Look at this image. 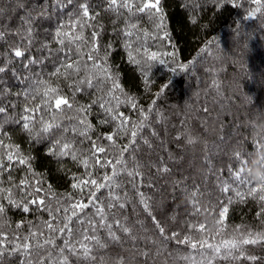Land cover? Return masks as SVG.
<instances>
[{"label":"trees","instance_id":"16d2710c","mask_svg":"<svg viewBox=\"0 0 264 264\" xmlns=\"http://www.w3.org/2000/svg\"><path fill=\"white\" fill-rule=\"evenodd\" d=\"M23 2L35 18L34 31L25 55L14 57L13 49L24 50L28 44V34L16 19L24 10L14 7L16 0H0L4 9L0 31L19 29L18 35L0 39V67L7 65L13 73L11 79L0 74L4 77L0 88L7 89L0 92V107H6L0 113V128L8 134L5 137L0 132V139L19 145L20 153L31 157V167L14 162L12 170L0 176L3 187L12 186L7 182L9 175L12 183L26 178L31 186L44 189L45 205L54 215L63 216L62 209L69 203L64 197L69 194L76 200L83 195V203H88V189L81 193L73 183L86 178L88 171L97 178L112 172L111 167L101 169L98 165L85 169L70 156L50 154L60 129L40 131L39 117L45 122H50V117L38 95H23L39 74L53 88L71 96V79L63 74L49 75L64 55L61 47L65 51L72 48L73 59L79 47L80 58L91 64L89 48L82 41L98 32L93 55L103 56L108 51L107 62L118 74L124 92L143 109L141 114L121 106L119 111L128 117L126 126L131 129L135 122L142 127L137 128L134 141L130 132L114 136L115 146L110 149L115 156L127 144L123 159L128 161V171L138 173L132 177L125 172L118 174L116 179L122 186L115 192L120 199L112 201L111 209L105 207L107 222L113 223L119 240L113 241L106 229L97 225L100 240L107 247L85 241L91 252L87 257L82 249L75 256L66 252L70 264H117L118 260L122 264H264V0H160L163 27L145 13L132 15L126 8L113 11L110 0ZM129 2L136 5L142 0ZM81 5H87L89 17H83ZM84 21L87 23L82 27ZM126 21L137 24L131 37L124 34ZM61 25L63 46L58 43L60 38L53 39ZM77 34H82V40L73 39ZM126 42L130 46L126 47ZM42 44L47 48L42 49ZM145 49L156 52L157 60L149 61ZM29 57L43 62L29 64ZM12 84L15 87L7 88ZM75 98L81 105L91 99L85 93H77ZM37 105L30 136L22 128L23 121H17L26 107ZM104 118L102 110L93 106L88 116L93 126L89 135L95 138L116 131L114 123H100ZM58 122L61 128L74 123L67 118ZM65 135L75 136L71 131ZM81 139L75 136L77 146L88 149L90 142L81 145ZM99 155L103 158L108 153ZM12 194L16 199L25 195L18 188ZM97 196L105 205L111 199L107 189H101ZM0 203L8 209L6 217L0 216V264H39L40 260L48 264V245L28 253L13 249L30 231L45 239L49 230L44 222L51 219L55 227L58 221L47 211H35V205L25 213L8 205L2 195ZM57 208L61 212L56 213ZM76 211L82 216L94 209ZM114 217L129 231L117 226ZM78 218H72L73 226ZM87 230L92 235L91 228ZM185 238L187 242L181 243ZM56 244H62V239Z\"/></svg>","mask_w":264,"mask_h":264},{"label":"snow or ice","instance_id":"6c2138e0","mask_svg":"<svg viewBox=\"0 0 264 264\" xmlns=\"http://www.w3.org/2000/svg\"><path fill=\"white\" fill-rule=\"evenodd\" d=\"M70 3L71 0H68ZM256 3H259L260 0H255ZM15 8L23 9V14L16 17L20 22V27L24 28L28 34V44L25 45L24 50H21L20 47L13 49L14 57H23L25 52L28 49V46L31 45L32 39L31 35L34 29L32 24L34 23V17L31 15V11L25 8L23 0H16L14 5ZM83 9V17H89V10L87 5H81ZM109 7L113 11H117L120 8H126L132 15H138L140 13H145L152 19V22L158 27H163L164 14L163 9L160 7V0H155L153 3L152 0H142L139 4L133 5L129 0H121L120 3L117 0H110ZM133 9H135L133 11ZM154 10V11H153ZM4 14V9L0 8V15ZM130 19V17H129ZM87 23L84 21L82 27ZM127 24V21H126ZM74 26V25H73ZM64 28V25H61L57 29L53 39L60 38L62 36L61 29ZM137 28L136 23L127 24V28L124 32L126 36H133L134 33L131 29ZM19 29H9L6 31H0V39H4L6 35H18ZM67 37V33H63ZM98 36V32L93 31L91 37L88 41L82 43L85 46H88L89 51L87 53L88 60L92 61L91 64L84 62L79 55V47L77 48V57L73 59L72 48H68L65 51L64 47H61L59 51L64 53L63 57L60 59L59 66L54 69L49 75L63 74L69 79H71V96L66 95L58 87L53 88L50 83L42 78L37 77L32 81L31 86L23 93L24 96H35L40 97V103L43 105L46 114L50 117V122H45L44 117L41 116L38 119L40 124V131L44 133L52 132L53 128L60 129L59 136L55 139L53 145L50 147V154H54L57 157L70 156L72 160L77 161L84 166L85 169H90L94 166H99L101 169L111 167L112 172H105L102 176L98 175L93 177L91 171L86 173V178L80 179L78 183H73L72 187L74 189L80 188L81 193L84 192V189L87 188L86 198L88 203H83L85 196H81L79 200H76L71 194L64 197L69 203L65 205L62 209L63 216H55L53 209L45 205V195L44 189L42 187H33L29 184L26 178L21 179L18 183H12V177L9 175L7 177V182L11 184V187H3L0 184V195L3 196V199L7 202L8 205L20 208L23 212L27 213L30 210V205H35V211H47L50 218H55L58 223L54 227L51 219L45 221L44 224L49 230V235L40 240L37 238V232L30 231L28 236H24L23 240L14 246L15 251H21L28 253L30 249H42L45 245L50 247V250L47 252L48 264H70L69 255H77L80 249L83 250V255L88 256L91 252V247L85 241L94 242L95 245L100 248H105L107 245L102 243L100 236L98 234L99 229H106L107 235L113 240L118 241L119 237L113 232V223H109L108 215L105 212V207L111 209L114 205L113 200H119V195L115 192V189L122 186V182H118L116 177L120 172H125L127 176L132 177L138 175L133 171H128V161L123 159V153L127 150L128 145L123 146V150L119 151L115 156L110 150L115 145L113 144L114 136H123L127 135L130 132L131 138L134 141L137 135V128L142 127V124L138 125L133 122V127L129 129L127 125L128 117L119 111L122 105L130 106L132 109H137L141 114H143V109L137 108V103L135 98L128 95L124 92V89L119 83L118 74L114 73L107 62V57L109 55L108 51H105L103 56L99 53L93 55V49H95V40ZM73 39L82 40V34H77ZM69 44L72 43V40L68 41ZM58 43L63 46L65 45V39H58ZM126 47L130 46L128 42L125 44ZM41 48H47L46 44H42ZM145 55L149 61L157 60V53L151 52L148 53L145 49ZM129 57H132V53L129 52ZM42 60L34 59L32 57L28 58L29 64H38L42 63ZM134 63H140L139 60L133 59ZM164 61H160L163 63ZM151 65H148L150 67ZM63 70V72H62ZM83 71L84 75H80ZM0 74H5L9 79L12 78L13 73L7 70V65L0 67ZM147 73H145V76ZM19 78V77H17ZM4 77L0 76V82H3ZM95 81V83H94ZM15 87L14 84L8 85L7 88ZM6 88H0V92L6 91ZM91 90V91H90ZM77 93H85L91 97L90 102L86 105H81L76 101ZM63 106V107H62ZM93 106H98L100 110L104 113V119L100 123H114L116 129L115 132L107 135H98L95 138L89 135L90 131L93 130V126L88 121V116L91 114ZM38 105L31 108H25L24 114L20 117V120L23 121L22 128L29 132V135H33V128L35 125L33 121V113L37 111ZM6 111V107H0V113ZM67 118L74 121L70 126H64L61 128V124L58 122L61 119ZM31 125V127H30ZM69 131L73 132L75 136L82 137L79 143L82 145L84 141H89V148L82 150L77 146L75 136L66 137V133ZM2 132V128H0ZM3 136L7 137V132H2ZM38 134V133H37ZM108 141L109 144H104L102 141ZM58 147V151L53 152V149ZM0 148L3 149L2 154H0V176L4 172H10L12 170V164L17 162L20 165L28 164V161L31 159L30 156H24L19 151V145H12L11 143H5L3 139H0ZM108 153L107 156L101 158L99 154ZM101 159L103 162H101ZM92 160L93 164L90 166L89 161ZM119 166V167H117ZM30 168L31 165L28 164ZM167 171V169H164ZM99 179V183H98ZM37 183H39L37 181ZM18 188L22 193H25L20 199H16L13 196V189ZM101 189L108 190V196L111 198L107 205L103 203L102 200L97 196V193ZM34 193H41L37 196ZM142 195V194H141ZM48 198H51L52 193L49 190L47 194ZM41 206H44L43 208ZM88 207L94 209L93 212H85L82 216L76 211L77 209L83 210ZM120 208L124 207V204L119 205ZM7 206L4 203H0V216L7 215ZM56 213L61 212V208H57ZM79 217L76 220V225H72V218ZM87 222V223H86ZM20 224H17V227H20ZM114 223L122 227L124 232H128L129 229L120 225V221L115 219ZM29 227L31 229L32 224L29 222ZM88 227L91 228L92 235L88 233ZM162 231V230H161ZM43 235V233H41ZM62 239V244L57 245L56 240ZM187 239L181 241V243H186ZM55 250V255L53 251ZM119 254L117 253V256ZM95 259V257H92ZM39 264H44L43 260L39 261ZM117 264H122L119 260Z\"/></svg>","mask_w":264,"mask_h":264}]
</instances>
